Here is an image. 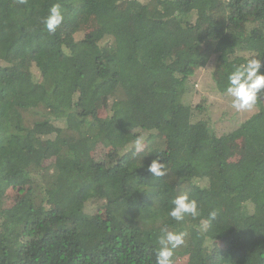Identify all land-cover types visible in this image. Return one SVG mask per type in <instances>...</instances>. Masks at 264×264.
Listing matches in <instances>:
<instances>
[{
	"label": "trees",
	"instance_id": "16d2710c",
	"mask_svg": "<svg viewBox=\"0 0 264 264\" xmlns=\"http://www.w3.org/2000/svg\"><path fill=\"white\" fill-rule=\"evenodd\" d=\"M53 3L64 20L50 34ZM253 54L264 57V0H0V264H154L158 222L188 230L185 264H264V96L225 133L204 99L184 101L213 56V94L230 104L227 73ZM139 136L142 162L127 151ZM7 187L22 193L3 207ZM184 192L202 215L176 223L167 212Z\"/></svg>",
	"mask_w": 264,
	"mask_h": 264
},
{
	"label": "clouds",
	"instance_id": "9594fccd",
	"mask_svg": "<svg viewBox=\"0 0 264 264\" xmlns=\"http://www.w3.org/2000/svg\"><path fill=\"white\" fill-rule=\"evenodd\" d=\"M63 20L61 5L53 3L48 9L47 16L41 22L48 33L55 34ZM223 95L230 98L231 107L235 111H252L261 96H264V57H257L253 54L242 62L233 64L227 73ZM144 139L143 136H139L133 142L135 153L144 150ZM161 161V158L156 157L148 165L147 171L151 176L159 178L167 174L166 164ZM201 215V205L196 199L190 198L187 192L173 197L171 207L167 212V217L176 223L184 221L189 216L196 219ZM217 217L216 210L210 211L207 218L201 221V231L207 232ZM186 235V232L171 230L168 224H165L157 237L158 246L154 249V264H174L175 251L185 245Z\"/></svg>",
	"mask_w": 264,
	"mask_h": 264
},
{
	"label": "rangeland",
	"instance_id": "374dc122",
	"mask_svg": "<svg viewBox=\"0 0 264 264\" xmlns=\"http://www.w3.org/2000/svg\"><path fill=\"white\" fill-rule=\"evenodd\" d=\"M135 23H139L140 20H135ZM95 24L92 19H88L84 24V30L81 32V35L84 34V31L87 32L94 28ZM238 24L230 23L227 27L225 35L223 37L224 41L226 42H233L238 38L239 31H238ZM14 55H12L13 57ZM219 64L214 60V57L208 61L205 67L196 70L191 77L188 79V85L186 95L184 96V101L195 105L204 99L205 104L208 106V115L210 118L211 125L214 127L217 133H225L231 131L232 129L236 128L242 121L248 118L253 112L256 111V107L252 111H245V112H237L232 107L231 104L226 102L225 100L217 97L213 94L214 86H215V77L220 78L222 75V68L218 66ZM99 117L105 118L106 111L103 108L102 101H99ZM239 142L235 143L234 153L231 156L235 158L238 153ZM129 156L133 157L137 162H142L145 159L147 154V146L144 144V150L140 153H135V149L127 150ZM106 153L107 149L102 147L100 144L95 147L92 152L93 157L96 160H106ZM22 193L21 189L14 188V187H7L4 190L1 204L3 207L10 206L13 201ZM91 211L94 214H99L100 211L98 208H91ZM100 215V214H99ZM161 222L157 224H153L151 226L155 229L156 233L160 234V229L163 227ZM171 230H178L184 231L187 233L185 240L186 243L184 246H181L175 251V255L173 257L174 264H185L186 262V252L185 249L189 246V233L188 230L185 228L176 229L174 227L169 226ZM221 244L220 243H213L212 244V252L220 253L221 252Z\"/></svg>",
	"mask_w": 264,
	"mask_h": 264
}]
</instances>
